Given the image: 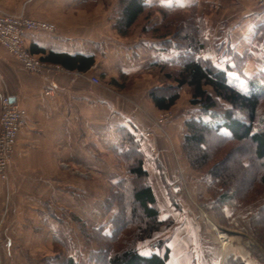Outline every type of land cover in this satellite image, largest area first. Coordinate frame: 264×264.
Here are the masks:
<instances>
[{
    "label": "crops",
    "instance_id": "0c3cea01",
    "mask_svg": "<svg viewBox=\"0 0 264 264\" xmlns=\"http://www.w3.org/2000/svg\"><path fill=\"white\" fill-rule=\"evenodd\" d=\"M78 1L91 3L90 0H0V8L9 14H25L35 20L56 24L54 34L32 33L26 37L28 49L35 48L40 52L37 57L47 60L54 54L59 58L82 56L94 60L93 66L83 72L50 62L67 72L31 75L0 44V98L7 89L12 100L28 115L27 128L17 139L11 182L16 187L19 206L22 203L20 196L34 198L29 205L35 208L32 210L34 215L29 216L26 222L40 230L45 239L52 238L58 232V222L63 214L82 218L80 212L84 206L76 203L77 196L82 198L85 205L91 202L92 207L98 198L100 219L104 215L102 226H106L109 233L111 227L106 223L105 199L107 183L118 184L126 177L122 152L129 137L134 136L136 140L142 137L144 168L147 172V166L152 164L151 160H147L150 144L157 148L154 142L148 144L143 139V133L151 128L148 116L157 117L161 112L149 99V92L157 87L156 79L151 78L149 73L156 57L153 51L162 50V42L143 37L135 44H129L127 39L119 38L107 51L106 13L86 14L82 10V15L78 14L80 17L76 19L75 4ZM146 1L150 5L170 7L177 6L176 2L180 0ZM48 2L57 6L54 12L41 17L34 15L32 6ZM198 18L205 20L212 44H217L223 38H246L255 26L264 23V14L251 0H198ZM160 20L161 17L155 15L154 23ZM78 74L97 78L109 90ZM132 84L134 89L130 90L128 86ZM48 91L50 96L46 95ZM185 114H177V120L167 126L172 136L179 133L175 147L180 154L185 136ZM157 149L160 164L174 172V165L169 164L170 154L164 146L160 145ZM183 163L191 193L201 200L206 197V185L198 183L201 175L190 169L184 158ZM82 173L89 176L90 183L84 184L86 179L81 177ZM166 181L168 185L172 183L167 178ZM196 182L199 188H195ZM153 190L162 212L161 220H171L169 227H163L156 236L169 239L167 247L170 257L167 264H225L231 258L240 259L246 264H261L251 256L247 241L251 238L244 233L221 228L219 231L223 229L229 232L227 242L222 241L213 229L216 223L201 212H198V220L189 215L185 222H181L174 205L164 199L168 192L162 182ZM0 194L4 197L1 185ZM97 228H101V225Z\"/></svg>",
    "mask_w": 264,
    "mask_h": 264
},
{
    "label": "trees",
    "instance_id": "16d2710c",
    "mask_svg": "<svg viewBox=\"0 0 264 264\" xmlns=\"http://www.w3.org/2000/svg\"><path fill=\"white\" fill-rule=\"evenodd\" d=\"M118 6L120 11L115 28L121 37H127L134 27L149 23L154 20L155 15H159L160 22L152 26H142V32L162 42V50L158 52L178 54L177 60L171 62L174 69H167L170 63L156 61L150 65V70L163 74L160 81L163 86L152 89L149 99L157 110L170 111L180 100L183 88H188L191 106L198 109V117L185 122L182 150L190 167L196 171H205L213 163L208 141L213 136H222V132L225 133L222 137L229 144L250 146V151L244 152L248 156L241 157L236 168L242 173H248L251 181L247 175L232 177L225 166L226 161L231 160L236 151L237 154L243 153L240 149L224 154L218 162L212 164L209 173L215 171L214 180L224 184L215 193L220 209L237 205L243 207L245 203L253 205L263 198L236 225L246 234L264 242V112L261 114L264 76L250 79L249 92L244 94L229 82L225 70L201 57L202 51L208 50L207 27L202 18H198V25L195 24L196 8L190 17L183 8L150 5L146 0H118ZM30 53L34 56L40 54L35 48ZM40 60L45 63H60L82 72L90 69L94 63L93 58H59L54 54L47 60ZM141 142L142 140L130 136L122 152L126 177L110 189L111 196L115 197V206L118 202L119 207L118 213L110 222L111 232L106 234L103 228L85 230L91 242H95L99 248L93 254L92 264H167L169 261L168 242L163 240L151 244L150 255L140 253L141 245L153 239L163 226L158 201L144 169ZM250 162L258 165L257 168H253ZM245 183L248 186H244ZM109 208L110 202L106 199V211ZM67 264L76 262L69 258ZM225 264L245 262L231 258Z\"/></svg>",
    "mask_w": 264,
    "mask_h": 264
},
{
    "label": "rangeland",
    "instance_id": "374dc122",
    "mask_svg": "<svg viewBox=\"0 0 264 264\" xmlns=\"http://www.w3.org/2000/svg\"><path fill=\"white\" fill-rule=\"evenodd\" d=\"M90 1L91 3L85 2V4L79 1L76 2L75 17L76 19H78L77 17H80V15H82L81 13L82 10H84L83 12H85L86 14H90L93 12L96 14L103 12L106 13L107 20L105 27L108 36L106 43L107 51L111 50L112 43L116 44L119 38L122 40L127 39V42L129 44L130 42L132 44H135L136 41L140 40L143 37L148 40H154L151 37L146 36L147 34L144 35L142 32V28H143L142 26H147L149 24H150L149 26H152L156 24L154 23V20L150 21L149 23H143L141 25H137L132 29V31L127 37L123 38L119 35V33L115 28L120 11L118 6V0H90ZM251 1L254 4V6L258 8V11L264 14V10L260 9L254 3L253 0ZM176 3H178L177 6L182 7L186 12V14H188L190 17H192L193 15L192 12L195 10L194 8H196L195 24L198 25V0H180L177 1ZM177 6L172 5L170 7H177ZM9 7L15 8L18 6H9ZM56 9L57 6L52 5L49 2L45 5L40 4L35 7L32 6V12H34V15L40 17L45 14H50L54 12V10ZM0 12L4 14L12 15L5 12V10H3L2 8H0ZM20 15H25V14H20ZM20 15H12V16H20ZM33 20H35V18ZM36 21L47 22L56 26L55 23L50 21H41L37 19ZM93 23L94 21L92 20L91 24ZM56 31L54 33H56ZM111 31L117 37H114ZM251 34L246 38H241L239 40H236L238 37L232 38L231 40L227 38H223L220 41H218L217 44L216 43L212 44L210 42V39L208 38V30H207L206 40L208 42V47H207L208 50L202 51V53L200 54L201 57L208 59L212 64H214V66H217L222 70H225L229 82L236 89H238L240 92L244 94H247L249 92L248 81L250 79H253L259 75L264 76V23L261 26H255V29L251 31ZM158 51L160 50L153 51L156 56L155 62L156 61L160 63L164 62L166 64L170 63L167 66V69L169 68L174 69V66H172L171 62L178 57V54L176 52L161 53ZM47 73H53V72H47ZM47 73L41 75H46ZM149 75L151 76V78L156 79L157 87L163 86L161 82H159L157 85V81H161V78L163 76V74H161L160 71L151 70ZM83 76L92 78V76L89 75H83ZM99 82H100V84H98L99 87L108 89L103 82H101L100 80ZM262 82L264 84V81ZM128 87L130 88V90L134 89L133 84ZM185 89L186 91L184 93ZM190 100H191V96L189 94L188 88L184 87L181 92L180 100L176 104V107L172 108L173 110L172 112L166 111L172 114V118L166 124V128H165L167 137L163 135L162 136L158 135L154 139L146 140L144 138L145 132L143 133V139L146 140L147 143L149 142L148 144L154 142L157 148H159L160 145L164 146L166 151L170 154L169 164L171 162L174 165V172L169 171L168 170L169 167L166 166L165 168L164 166H162L163 164H160V162L158 161V157H160V153L158 149L154 148L155 146L153 147L152 146L153 144H150L151 145L150 154H149V159L147 160L148 161L151 160L152 164H149L147 166L148 172L145 170L147 174H149L148 177L150 184L152 188L153 187L156 188L157 185H159L162 182V184L164 185V187L167 189L168 192L167 195L165 194L164 199H168L169 202H171L174 205L172 206L175 208V211L178 213L177 215L178 218L180 216L181 222H185L189 215L194 216L198 220V212H201L204 215L208 216L210 220L214 221V223H216V226L214 228L212 224L209 223V226L212 227L214 231L224 228V229L237 231V232L240 231L241 233H244L246 236L251 238V240L247 239V241L250 244L249 248H250L251 256L255 259V261L264 264V242L261 239L246 234L244 230L238 228L236 225V222L237 224L238 222L240 223L241 220H243L248 214H250L253 211V209H255L259 205L260 201H262L263 198L253 205L250 203H245L243 207L237 205V207L227 206V207H222L220 209L216 202L215 193H218L221 190V185L224 186V184L219 180H214V178L216 177L215 171L211 174L209 173V170L212 168V164L218 162L224 156V154L230 152L231 150L235 151V149H240L241 152L243 153L237 154L236 151V154L233 155L232 159L226 161L225 166L227 167L229 174H231V176L234 178H239L244 175L249 176L248 173H242L240 170H237L236 163L241 157L246 158L245 156H248L247 154L245 155V153H248L250 151V146L239 145L237 143L229 144V142L225 141V138L222 137L223 135H225V133L222 132V136H213L208 141V149L210 150L211 155L213 156V163L210 164L205 171H196L192 169L188 163L186 156L183 153L182 146H181V154L178 152V150L175 147L176 146L175 143L178 142L179 140L178 139L179 133H176L172 136L167 129V126L169 124L174 123L178 118L177 116L180 114L187 113L185 114V117H187L186 121L198 117V109L191 106ZM166 112H160L157 117L148 116L149 122H150V118L151 120H156L161 114ZM263 112H264V103L261 108V114H263ZM0 113H1V108H0ZM174 113H176V115ZM151 129L152 126L149 129V131H151ZM149 131H146V133ZM140 140H142L141 136H140ZM152 150H155L156 153L152 154ZM183 158L187 161L190 169L199 172V174L201 175V180H198V183L201 184V182H203L206 185L207 192L204 193L206 197L202 198L201 200L191 193V187L186 175L187 170L186 167L184 166ZM154 162L156 164H153ZM250 164L251 166L253 165L252 162H250ZM257 166L258 165H253V168H257ZM13 173L14 170H13V162H12V174ZM81 177L83 179H86L84 184L90 183V181L88 180L89 176L82 173ZM165 177L167 178V180L169 179L172 181L170 185H168ZM181 178H183L184 180L183 188H179V183ZM11 180L9 183L0 181V185L2 186L4 192V197H2V195L0 194V264H67V260L69 258H73L76 264H92L91 260L93 258V254L97 253L99 251V248L97 247L95 242H91L90 238L86 235L85 230L87 231L98 230L100 228L97 227L101 225V228L105 230L106 234H109L111 232L110 231L108 233V231L106 230V226L105 227L102 226V224H104V217H103L104 215L103 216L101 215L103 219L102 218L100 219V212L98 210V205H97L98 198L96 197L95 204L93 207L91 206L92 204L91 202L88 204L89 207H86L88 205L83 204L82 198L80 196H77L76 203L77 204L81 203V205L84 206V209L82 208V213L80 212L82 218L78 217L77 215L72 216L71 214H63L61 220H59L58 222L60 224L58 232L52 238L45 239L43 238L44 235L40 230H36L32 228L29 225L30 223L26 222L28 221L29 216L34 215V213H32V210L35 208L29 206L31 200H33L34 198L28 196H20L22 203L21 206H19L18 205L19 196L18 193L16 194V190H15L16 187L11 182ZM249 180L251 181V177L249 178ZM198 183L197 182L195 183V188H199ZM111 184H112L111 182L107 183L105 199L109 200L110 202V208L108 211H106V223H108L107 226L111 227L112 230V226L110 222L115 217L116 213H118L119 207H118V202L115 206V197L113 195L111 196L110 189L113 186ZM244 186H248V184L245 183ZM175 188H178V190L175 191L174 190ZM257 188L258 186H256V189ZM179 199L182 200L179 201ZM181 205L185 209H183ZM228 208H230L231 210ZM161 216H162V212H161ZM202 219L205 220L203 216ZM162 222H163V226L160 229V231L157 234H155L154 238L149 241H146L141 245L140 247L141 254L150 255L151 251L149 247L151 246V244H153L158 240L169 242V239L156 237L162 231L163 227L166 228L169 227L171 220L168 219L167 221H162ZM66 227L67 230H65ZM216 233L218 232L216 231ZM254 242H256L257 245H255ZM259 247H261V249ZM253 251L255 252V254H252Z\"/></svg>",
    "mask_w": 264,
    "mask_h": 264
},
{
    "label": "built area",
    "instance_id": "2783aa9c",
    "mask_svg": "<svg viewBox=\"0 0 264 264\" xmlns=\"http://www.w3.org/2000/svg\"><path fill=\"white\" fill-rule=\"evenodd\" d=\"M264 10V0H253ZM56 26L47 22L33 20L25 15L12 16L0 12V44L12 54L21 67L31 75H41L47 72H67L62 67L45 63L32 55L26 46V37L29 33L53 34ZM93 84H100L97 78H88L78 74ZM50 96V92L46 93ZM0 181L9 183L12 178V162L19 134L27 128V112L12 100L11 95L4 90L0 98ZM172 118L170 112L161 114L156 120H151V131L144 134L146 140L154 139L158 135L167 137L166 124ZM156 151L152 150V154ZM9 185V184H8ZM184 187L183 178L179 188ZM217 229V228H216ZM218 232V230H216ZM219 236V232L217 233ZM222 240V239H221ZM255 245L256 242H254ZM261 249V247H259Z\"/></svg>",
    "mask_w": 264,
    "mask_h": 264
},
{
    "label": "bare ground",
    "instance_id": "6f19581e",
    "mask_svg": "<svg viewBox=\"0 0 264 264\" xmlns=\"http://www.w3.org/2000/svg\"><path fill=\"white\" fill-rule=\"evenodd\" d=\"M218 232H219V237H220V239H222V241H226L227 242V237H228V233L229 232H227V231H225V230H221V232L223 233H221L219 230H218Z\"/></svg>",
    "mask_w": 264,
    "mask_h": 264
},
{
    "label": "water",
    "instance_id": "95a60500",
    "mask_svg": "<svg viewBox=\"0 0 264 264\" xmlns=\"http://www.w3.org/2000/svg\"><path fill=\"white\" fill-rule=\"evenodd\" d=\"M175 190H178V188H175Z\"/></svg>",
    "mask_w": 264,
    "mask_h": 264
}]
</instances>
